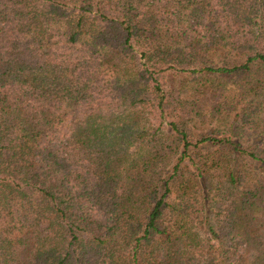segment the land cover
I'll use <instances>...</instances> for the list:
<instances>
[{"label":"trees","instance_id":"obj_1","mask_svg":"<svg viewBox=\"0 0 264 264\" xmlns=\"http://www.w3.org/2000/svg\"><path fill=\"white\" fill-rule=\"evenodd\" d=\"M0 264H264V0H0Z\"/></svg>","mask_w":264,"mask_h":264}]
</instances>
